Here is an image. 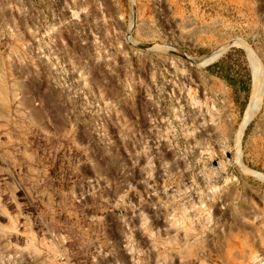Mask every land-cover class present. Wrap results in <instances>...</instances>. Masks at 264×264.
I'll return each mask as SVG.
<instances>
[{
    "label": "rangeland",
    "instance_id": "1",
    "mask_svg": "<svg viewBox=\"0 0 264 264\" xmlns=\"http://www.w3.org/2000/svg\"><path fill=\"white\" fill-rule=\"evenodd\" d=\"M0 264H264V0H0Z\"/></svg>",
    "mask_w": 264,
    "mask_h": 264
},
{
    "label": "bare ground",
    "instance_id": "2",
    "mask_svg": "<svg viewBox=\"0 0 264 264\" xmlns=\"http://www.w3.org/2000/svg\"><path fill=\"white\" fill-rule=\"evenodd\" d=\"M222 52V51H221ZM221 52L220 53H217V55H215L214 57H213V59L214 58H216L218 55H220L221 54ZM212 58V57H211ZM210 60V59H209ZM208 60V62H210ZM208 62H206V63H208ZM259 75L257 74V72L255 73V80L253 81L254 82V86H253V96H252V101H249V104H248V107H247V110H248V112H247V115H246V123H248L252 118H253V116L256 114V112L258 111V108H259V101H260V97H259V95H260V90H259ZM260 83H261V81H260ZM261 86V85H260ZM251 98V97H250ZM250 102H251V104H250ZM250 106V107H249ZM249 108V109H248Z\"/></svg>",
    "mask_w": 264,
    "mask_h": 264
}]
</instances>
